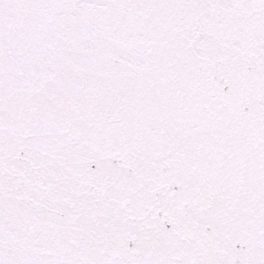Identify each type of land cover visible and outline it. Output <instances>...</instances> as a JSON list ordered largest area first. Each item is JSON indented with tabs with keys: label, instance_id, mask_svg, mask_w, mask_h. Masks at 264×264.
<instances>
[{
	"label": "snow or ice",
	"instance_id": "1",
	"mask_svg": "<svg viewBox=\"0 0 264 264\" xmlns=\"http://www.w3.org/2000/svg\"><path fill=\"white\" fill-rule=\"evenodd\" d=\"M0 264H264V0H0Z\"/></svg>",
	"mask_w": 264,
	"mask_h": 264
}]
</instances>
